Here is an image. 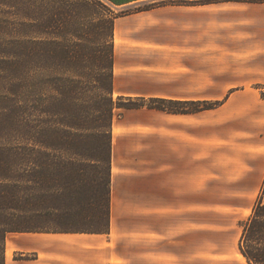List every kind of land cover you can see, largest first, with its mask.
<instances>
[{
    "label": "crops",
    "instance_id": "crops-1",
    "mask_svg": "<svg viewBox=\"0 0 264 264\" xmlns=\"http://www.w3.org/2000/svg\"><path fill=\"white\" fill-rule=\"evenodd\" d=\"M108 2L142 6L114 22L115 95L219 105L120 109L110 230L11 233L6 264H194L195 196L232 214L264 190V0Z\"/></svg>",
    "mask_w": 264,
    "mask_h": 264
},
{
    "label": "trees",
    "instance_id": "trees-1",
    "mask_svg": "<svg viewBox=\"0 0 264 264\" xmlns=\"http://www.w3.org/2000/svg\"><path fill=\"white\" fill-rule=\"evenodd\" d=\"M86 10L78 0L59 6L43 0H0V264H6L2 254L11 233L109 231L112 128L118 109L185 113L219 105L204 101L177 108L173 104L182 102L168 99L115 101L114 46L107 44L97 57L100 88L106 94L90 108L94 117L89 120L73 98V88L61 84L58 72L50 73L63 70L74 58L65 44L66 31ZM116 17L105 21L108 33L103 34L108 37L114 35ZM50 29L55 30L52 38L47 36ZM86 121L93 123L90 132L73 131ZM72 154L85 163L69 161ZM239 250L248 264H264L261 200L242 224Z\"/></svg>",
    "mask_w": 264,
    "mask_h": 264
},
{
    "label": "rangeland",
    "instance_id": "rangeland-1",
    "mask_svg": "<svg viewBox=\"0 0 264 264\" xmlns=\"http://www.w3.org/2000/svg\"><path fill=\"white\" fill-rule=\"evenodd\" d=\"M59 6V4H65L77 0H43ZM79 2H85L87 10L85 13H81L75 19L73 28L69 29L68 41L66 43L68 49L71 50L72 61L70 64L64 65L63 70L53 71L50 73H59V80L61 84L68 86L70 90L73 88V98L76 99L77 104L83 107L82 114L89 116L91 120L94 116L90 115V108L95 107V102L98 96L106 94L100 88L99 79L102 74V70L98 67L97 57L100 50L107 44L110 47L114 46V35L106 36L108 33V23H105L109 18L119 17L127 13L131 9L142 8V6H135L132 8H119L108 2V0H78ZM161 1H156L158 4ZM148 4L144 6H152ZM105 30V31H104ZM54 29L49 30V38H52ZM74 35H71V34ZM50 65V64H49ZM55 76V75H54ZM66 83V84H64ZM113 99L119 101L121 98L112 92ZM127 99V98H124ZM149 100V99H146ZM212 102V101H210ZM177 108L192 107L190 103L173 104ZM93 109H91V113ZM119 109L116 111V114ZM92 122L86 121L85 127L82 129H74L77 134L90 132ZM113 132V128H112ZM83 146V144H82ZM84 148V147H82ZM69 161H73L76 164L85 163V159L77 154H72ZM208 197L207 201L212 205L213 201L218 196H205ZM201 196H195V212H194V242H193V254L194 264H248L244 259L242 253L239 250V240L242 233V224L252 214L254 204L261 200L264 202V190L257 196L248 195L242 197V210L238 213L217 212L213 210H199L201 205L196 204V199ZM110 230V226H109ZM7 240L4 245L2 256L6 260ZM8 250V254L10 255ZM226 257V258H225Z\"/></svg>",
    "mask_w": 264,
    "mask_h": 264
},
{
    "label": "bare ground",
    "instance_id": "bare-ground-1",
    "mask_svg": "<svg viewBox=\"0 0 264 264\" xmlns=\"http://www.w3.org/2000/svg\"><path fill=\"white\" fill-rule=\"evenodd\" d=\"M8 253V252H7ZM9 255V254H8ZM245 259V258H244Z\"/></svg>",
    "mask_w": 264,
    "mask_h": 264
}]
</instances>
